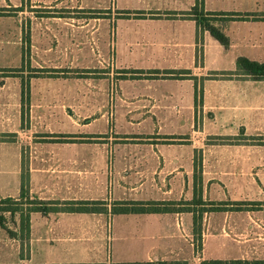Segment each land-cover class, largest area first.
Listing matches in <instances>:
<instances>
[{
    "label": "crops",
    "instance_id": "crops-1",
    "mask_svg": "<svg viewBox=\"0 0 264 264\" xmlns=\"http://www.w3.org/2000/svg\"><path fill=\"white\" fill-rule=\"evenodd\" d=\"M29 2L67 15L31 17L23 0H0L20 8L0 16V199L20 196L25 161L30 192L42 199L193 201L198 173L204 201L264 204V144L209 142L264 137V79L214 75L235 71L240 57L264 63V20L216 23L229 38L224 46L207 29L198 36L187 14L196 0ZM73 9L104 13L77 17ZM205 9L264 13V0H205ZM26 17L39 21L30 26L32 66L111 72L31 77L24 127L22 77L4 70L22 65ZM125 70L143 73L122 78ZM155 70H190L194 78L147 77ZM108 207L34 213L25 257L20 240L0 226V264L264 259V220L255 215L264 210L206 212L198 255L193 212L113 214Z\"/></svg>",
    "mask_w": 264,
    "mask_h": 264
},
{
    "label": "trees",
    "instance_id": "trees-1",
    "mask_svg": "<svg viewBox=\"0 0 264 264\" xmlns=\"http://www.w3.org/2000/svg\"><path fill=\"white\" fill-rule=\"evenodd\" d=\"M16 11L20 8L15 7ZM4 12V8H0V14ZM189 16H192L197 20L198 23V36L199 32L203 29V25L207 22V26L204 29L210 31V33L222 43L224 46H229V38L224 30L215 26L212 23H222L230 20H264V13H253V12H215L207 11L205 9V0H196L194 8L187 12ZM28 39V38H27ZM201 56V48L198 53V57ZM25 54L23 55V66L27 63ZM22 66V68H23ZM243 69L246 71V76L254 79H264V63L254 60H250L245 57H240L237 61V69L233 72H222L216 73L215 76L233 77L240 76L238 71ZM9 75H15L22 77V98H23V123L26 121L25 105L28 102L30 94V78H24L20 73V68H10L4 70ZM91 73L90 70H87ZM125 73L130 75H122V78H136L142 76V71L139 70H125ZM57 76H61L56 74ZM34 77V76H30ZM82 77V76H78ZM147 77H164V78H194L190 70H166V71H150ZM197 99L200 92L196 90ZM51 136V135H47ZM56 136V135H54ZM62 136V135H59ZM1 139V135H0ZM62 140V139H60ZM59 140V141H60ZM239 140H246L252 143L264 144V137H215L209 138V142L212 143H233ZM68 141V140H67ZM196 172L199 168L198 161L195 162ZM195 197L193 201H133V200H122L115 201L112 203L111 212L113 214H130V213H164V212H183L189 211L194 214V236L196 238L198 250L202 247V220L203 215L206 212L214 211H228V210H243V209H254V208H242L243 202H223V201H204L201 194L200 188V176L198 173L195 174ZM192 204L200 205L201 208H188ZM252 206H256L260 203H251ZM262 204V203H261ZM103 206L106 208H93L95 206ZM173 206H182L185 208H172ZM108 204L105 201L98 200H59V199H42L34 196L30 192L29 187V173L26 164L24 163V170L22 175V186L20 196L17 198L7 197L0 199V226L7 230L8 234L12 238H17L22 241V257H25L26 249L29 246L30 241V227L31 217L34 213H40L43 215H49L51 213L60 212H76V213H95V212H107ZM9 212L11 215L19 213L20 227L18 231L12 230L9 226L4 223V213ZM24 251V252H23ZM179 264V263H176ZM201 264H264V259L257 260H220V259H205L201 261Z\"/></svg>",
    "mask_w": 264,
    "mask_h": 264
},
{
    "label": "rangeland",
    "instance_id": "rangeland-1",
    "mask_svg": "<svg viewBox=\"0 0 264 264\" xmlns=\"http://www.w3.org/2000/svg\"><path fill=\"white\" fill-rule=\"evenodd\" d=\"M24 4L22 5V7L24 9H26L27 11V16H31V17H39V18H42V17H49V16H61V15H64L66 16L67 15V10L66 9H56V7H54V5L52 7H46L44 4H31L29 2V0H23ZM21 7V8H22ZM0 8H4V12H2V14H0V16H13V15H16L18 14L19 11H16L14 7H7V5L5 4H0ZM70 12H72L73 16H77V17H80V16H83L84 12H86L87 14H92L94 13V15L96 16H102L103 13H104V10H96V11H93V10H88V11H83V10H79V9H73V10H69ZM85 13V14H86ZM84 14V16H85ZM86 14V15H87ZM1 21V20H0ZM5 21V20H4ZM2 21V22H4ZM33 21H35L36 23H38L39 21H36V20H33L32 18H29V17H26V19L23 20V40H24V45H23V53H22V65L20 67H15V68H20L21 69V75L24 76V78H31L30 76H34V77H45V76H49V77H56L57 75L56 74H59L63 77H78V76H82V77H95V78H105V77H108L110 75V72L111 70L109 68H96V69H85V68H81V67H68V66H64L62 68H53V67H39V66H32L31 62H32V53H31V46H30V26H32L33 24ZM47 22V21H46ZM1 24V22H0ZM7 24L8 25H11L10 21H7ZM41 24V23H40ZM207 22L203 25V29L207 26ZM214 24L215 26H218L216 23H212ZM40 26V25H39ZM15 28L17 29V25L15 23ZM29 38V39H27ZM25 54V57H26V61H28L27 63L24 64L23 66V55ZM36 60L38 61H41V62H49V63H53L54 62V59L53 58H41V56H37L35 58ZM23 66V68H22ZM87 70H90L91 73H88ZM125 73V72H123ZM246 71H244L243 69L239 70L238 71V74L240 76H246L247 74H245ZM129 75V74H128ZM115 76H119V75H115ZM122 76V75H120ZM248 77V76H247ZM56 88L59 87V85H56L55 86ZM60 88H62V86L60 85ZM26 121L23 123L24 127L26 125H28V122H29V117H28V112L26 114ZM242 138V136H240ZM10 138H14L13 135H10ZM88 140V139H87ZM25 151L29 152L28 148H25L24 149V153ZM24 163L26 164V162L24 161ZM107 202L108 206L110 204V206H112V203L115 202V200H108V201H105ZM256 203H259V202H256ZM188 208H201L197 205H190V206H187ZM255 210V212L257 210H264V204L260 203V204H257L256 206H252ZM93 208H106V207H103V206H95ZM109 208V207H108ZM172 208H185V207H182V206H173ZM210 213V212H209ZM1 214V212H0ZM205 214V213H204ZM255 215L258 217L256 218V220H264V213H260L257 211L255 213ZM4 216H5V220H4V223L6 226H9V228H11L12 230H16L18 231V228L20 227V216H19V213L15 214V215H11L9 212H5L4 213ZM204 216V215H203ZM220 217L218 215H214V220H218ZM203 221V220H202ZM202 240V243H203V238L201 239ZM21 244H22V241L20 240ZM194 243H195V248H196V254H200L201 250H202V247L198 250V248L196 247L197 245V242H196V238L194 236ZM29 248V246H28ZM28 248L26 249V252L25 254L27 255L28 253ZM22 252V251H21ZM24 252V251H23ZM199 260L197 261H194L193 264H199ZM176 263H179V264H190L189 262H174V264ZM173 264V263H172Z\"/></svg>",
    "mask_w": 264,
    "mask_h": 264
}]
</instances>
